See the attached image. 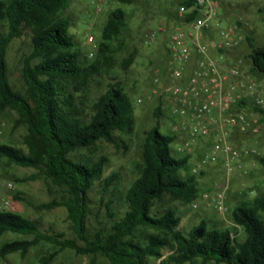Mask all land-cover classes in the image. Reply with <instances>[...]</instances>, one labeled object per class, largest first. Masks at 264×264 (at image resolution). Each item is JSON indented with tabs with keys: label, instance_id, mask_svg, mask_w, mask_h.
I'll list each match as a JSON object with an SVG mask.
<instances>
[{
	"label": "trees",
	"instance_id": "16d2710c",
	"mask_svg": "<svg viewBox=\"0 0 264 264\" xmlns=\"http://www.w3.org/2000/svg\"><path fill=\"white\" fill-rule=\"evenodd\" d=\"M71 0H0V115L13 111L15 127L25 129V149L0 143V160L35 174L24 180L43 178L59 191V198L30 204L36 210L63 207L72 237L62 232L43 231L35 220L12 211H0V238L10 232L28 238L6 241L0 245V259L18 253L24 257L29 249L40 243L52 249L42 255L37 264H51L64 250L105 258L109 264H264V193L252 200H241L232 212L233 223L245 237L239 240L229 228L209 227L201 220L188 232L177 229L180 217L173 209L153 213L157 202L165 196L183 204L193 203L201 193L197 176L190 174L189 158H175L170 145L176 140L171 132L161 134L157 125L145 133L142 162L138 176L125 192L126 209L115 217L107 201L108 225L97 223L88 228L90 190L102 181V191H109L117 175L101 179L106 158L78 160L72 156L83 149L94 148L98 141L116 144L115 133L131 134L135 126L134 107L119 82H109L105 91L92 103L89 120L79 114L77 94L100 69V61L84 66L76 46L71 23L62 16ZM131 4L134 0H118ZM168 16L174 13L171 5ZM240 26V23L237 22ZM126 27V12L111 11L103 26L98 46L101 58L106 56L108 42L118 38ZM30 33L31 50L22 58L25 87L16 90L9 81L7 49L24 32ZM249 52V71L264 78V45L256 46L245 37ZM134 49L122 60L128 70L136 57ZM264 119V111L261 112ZM153 115L163 113L158 104ZM264 168V157L258 158ZM186 171L181 175L180 171ZM203 174H200L202 176ZM147 230H151L148 232ZM170 253L164 257L163 250Z\"/></svg>",
	"mask_w": 264,
	"mask_h": 264
},
{
	"label": "rangeland",
	"instance_id": "374dc122",
	"mask_svg": "<svg viewBox=\"0 0 264 264\" xmlns=\"http://www.w3.org/2000/svg\"><path fill=\"white\" fill-rule=\"evenodd\" d=\"M222 14L231 22L237 21L244 36L242 43L234 50L233 58L240 62L243 68L249 69L250 62L247 58L249 47L245 37L252 39L254 45H264V0H218ZM169 4L165 0H134L131 4H123L118 0H110L101 11L96 12L91 0H71L68 8L62 12V16L70 23V32L74 36L76 46L80 52V61L84 66L100 61V69L87 82L84 90L77 94V102L80 117L84 121L89 120L92 103L106 89L109 82H119L131 100L134 107L135 126L131 134L115 133L116 144L98 141L91 149H83L72 157L78 160H96L105 157V167L101 179L112 173L117 175L109 191H102V181H97L90 190V214L88 228L93 230L97 223L108 225L113 219L108 215L107 201L113 203L110 211L119 217L126 209L124 202L125 192L134 179L138 176L142 162V145L145 133L154 125H157L161 134L170 133V125L166 116L156 118L153 109L158 105L155 97L147 98L152 88L153 74L161 69L163 43L168 34L158 33L159 25H164L170 18L166 10ZM116 8H122L126 12V27L121 35L108 42L106 56L101 58L98 46L102 41L101 33L108 14ZM154 31L155 38L149 44H144L146 33ZM167 31L168 28H167ZM92 38V41L89 39ZM136 57L128 70L121 67L122 60L133 50ZM31 50L30 33L24 32L22 36L14 39L7 49V63L9 68V81L19 91L25 87L22 75V58ZM90 53L93 56L90 57ZM141 98V103L136 100ZM17 116L13 111L7 110L0 115V142L25 149L23 136L25 129L19 125L15 127ZM264 141V128L259 138H248L238 141L239 144L250 146H262ZM177 143L170 145L171 154L178 158L182 156L176 152ZM260 156L248 158L245 166L248 175L234 174L226 180L221 171H211L204 176H197V182L201 193L214 192L221 184H227L225 191L226 212H219L210 200H203L200 196L191 204H183L165 196L161 202H157L153 213H160L165 209H173L180 217L177 229L188 232L201 220L207 222L209 227L229 228L237 233L239 240H243V230L232 221L231 212L241 200H252L256 195L264 193V168L259 163ZM31 168H23L0 160V211H12L23 217L35 220L43 231L62 232L67 237H72L69 222L66 220V211L63 207L51 210H36L30 204L49 202L59 198V191L43 178L29 181L15 182L16 179L24 180L35 174ZM185 175L186 171H180ZM5 182L12 183V189L6 188ZM4 201L10 203V208L4 206ZM30 203V204H29ZM151 232V230H147ZM28 238L14 233H4L0 238V245L6 241ZM52 247L46 243H40L29 249L22 257L18 253L11 254L0 259V264H37L39 258L49 252ZM164 257L170 251L166 247L163 250ZM91 256L76 254L71 250L62 251L51 264H89ZM161 259H150V264H159ZM94 264H109L108 261L98 256ZM192 264H216L214 262L202 263L200 260Z\"/></svg>",
	"mask_w": 264,
	"mask_h": 264
},
{
	"label": "built area",
	"instance_id": "2783aa9c",
	"mask_svg": "<svg viewBox=\"0 0 264 264\" xmlns=\"http://www.w3.org/2000/svg\"><path fill=\"white\" fill-rule=\"evenodd\" d=\"M109 1L91 0V4L99 12ZM165 1L174 13L157 30L168 34L163 65L153 74L147 98H157L176 136V152L189 158L190 174L221 171L226 180L236 173L246 176V160L264 157V141L262 146L250 147L238 143L259 138L264 128V78L254 76L233 58L244 36L236 21L222 14L218 0ZM155 35L146 33L144 44ZM141 101L138 98L136 103ZM3 185L13 187L11 182ZM226 189L227 184H221L200 197L223 213ZM4 206L11 205L4 201Z\"/></svg>",
	"mask_w": 264,
	"mask_h": 264
}]
</instances>
